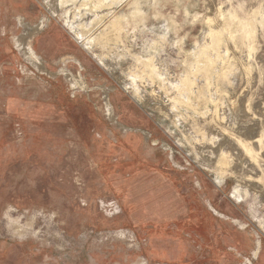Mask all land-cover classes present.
Segmentation results:
<instances>
[{"label":"rangeland","instance_id":"374dc122","mask_svg":"<svg viewBox=\"0 0 264 264\" xmlns=\"http://www.w3.org/2000/svg\"><path fill=\"white\" fill-rule=\"evenodd\" d=\"M99 2L104 66L66 25L92 0H0V264H264V23L249 51L228 17L264 0ZM217 26L198 104L178 86Z\"/></svg>","mask_w":264,"mask_h":264},{"label":"bare ground","instance_id":"6f19581e","mask_svg":"<svg viewBox=\"0 0 264 264\" xmlns=\"http://www.w3.org/2000/svg\"><path fill=\"white\" fill-rule=\"evenodd\" d=\"M51 1L52 0H45V2H47V4L49 5ZM55 2H57L56 3L57 5L68 7L69 5L71 6V5L76 4L78 0H55ZM92 3H93V6L90 7V11H87V10L84 11L85 8H81V5H84V4L83 3L79 4V6L77 7V10L73 14V17L71 18L69 17V20L66 19V25L69 27L70 31L73 32L76 40L80 42L81 46L87 51L93 50L94 43L96 41L95 38L103 36V33L101 32L98 35L91 34L92 29L95 27L96 23H99V21L101 20V16L97 14L95 15V11H94V9L100 7L101 3L99 2V0H92ZM262 6H261L260 11L252 19H249V18L244 19V20L236 19V17L233 14L228 13L230 14L228 15L229 19H232L231 21L236 23L235 31L239 32L241 43L249 51H251L252 49L251 40L253 38L256 25L264 23V7ZM65 9L67 10V8ZM84 15L87 16L86 18H84V21H86V23H80L82 20L81 17ZM110 24H112L113 28H118L120 26L118 20H115V19L112 20ZM221 34H222V30L221 28H219V26L215 28L210 27L207 33V38H206L207 41L205 43H199L197 45V50L195 54V62H194L192 70L189 72V74L191 73V75H185L181 79V84H179L178 86L179 91L186 90V91H189L190 93H193L198 104H206L210 100L209 97H206L205 90H204L206 86H209L210 81H208L207 78H204L203 80L200 77V75L202 74L209 75L213 70L215 71L214 67H217L218 63H221V60L224 58V56L222 55L223 50H221ZM26 38H29V37L26 36ZM23 40H19L18 45L21 46L25 54L31 53L30 46ZM93 56L95 57V59L97 58L96 60H98L99 64L103 66L105 65L106 60L104 56H102L101 54L95 53V51L93 52ZM219 66H220L219 70H221L222 63L219 64ZM224 74L226 75V73ZM107 110L109 111L110 108L108 107ZM220 119L222 121L224 118H220ZM217 125L218 123H214V127H217ZM212 135L213 137H209V138L206 137L205 135H201L200 138H198L197 140H193V141H196L193 143L195 144L197 148L201 146L200 149L204 150L205 148L204 146H206L204 141L209 140L212 147H216L219 145V134L212 133ZM246 144L244 145L242 144V145L248 152L249 146H247ZM205 152H207L210 155L213 154L212 151H205ZM216 157H217L216 167L218 168L219 171L220 170L222 171L230 170L232 169L230 166L234 167V165H232L233 164V154L227 147L220 145L219 151ZM236 164H237V161H236ZM239 190H240L239 186L238 185L235 186L233 196L236 197V199L240 198ZM263 227H264V224H263ZM257 251L258 250L255 251V255L257 254Z\"/></svg>","mask_w":264,"mask_h":264},{"label":"crops","instance_id":"0c3cea01","mask_svg":"<svg viewBox=\"0 0 264 264\" xmlns=\"http://www.w3.org/2000/svg\"><path fill=\"white\" fill-rule=\"evenodd\" d=\"M13 49H14V48H13V46H12V51H13ZM258 247H259V246H258ZM256 249H257V248H256ZM158 251H160V250L158 249ZM158 251H157V253H158ZM258 253H259V250L257 251V254H258ZM257 254H256V255H257ZM167 258H168L169 263H170L171 260H173V258H169V257H167ZM152 260H153V261L156 260L155 262H162V261L159 260V257H158V256H153V259H152ZM165 261H166V260H165Z\"/></svg>","mask_w":264,"mask_h":264}]
</instances>
